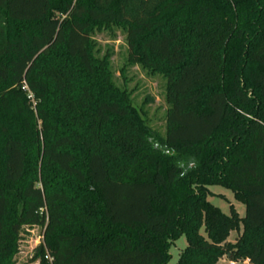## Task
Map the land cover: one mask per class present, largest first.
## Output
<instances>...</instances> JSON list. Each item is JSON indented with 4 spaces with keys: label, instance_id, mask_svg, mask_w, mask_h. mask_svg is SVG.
<instances>
[{
    "label": "trees",
    "instance_id": "1",
    "mask_svg": "<svg viewBox=\"0 0 264 264\" xmlns=\"http://www.w3.org/2000/svg\"><path fill=\"white\" fill-rule=\"evenodd\" d=\"M93 25L165 74L164 139L94 70ZM34 227L38 264H169L181 236L176 264H264V0H0V264Z\"/></svg>",
    "mask_w": 264,
    "mask_h": 264
},
{
    "label": "rangeland",
    "instance_id": "2",
    "mask_svg": "<svg viewBox=\"0 0 264 264\" xmlns=\"http://www.w3.org/2000/svg\"><path fill=\"white\" fill-rule=\"evenodd\" d=\"M89 42L92 65L96 73L101 77L106 75L112 87L126 95L128 104L138 112L146 128L157 138L164 139L165 118L168 110L165 74L156 65L147 66L131 61L127 33L123 26L93 25ZM40 143L42 144L41 137ZM153 147L165 152V148L159 143H153ZM208 190L207 202L222 214L229 216L232 207L240 218L244 217L245 206L235 199L230 189L210 186ZM42 233L43 230L39 227L23 229L14 264H38L32 263L31 260L35 249L42 243ZM237 235V231H231L227 241L234 243ZM186 245L185 237L181 236L171 246L169 264L177 263L178 256ZM218 264H226V261L222 259Z\"/></svg>",
    "mask_w": 264,
    "mask_h": 264
},
{
    "label": "built area",
    "instance_id": "3",
    "mask_svg": "<svg viewBox=\"0 0 264 264\" xmlns=\"http://www.w3.org/2000/svg\"><path fill=\"white\" fill-rule=\"evenodd\" d=\"M228 264H233L232 262H229ZM243 264H248V260H245Z\"/></svg>",
    "mask_w": 264,
    "mask_h": 264
}]
</instances>
